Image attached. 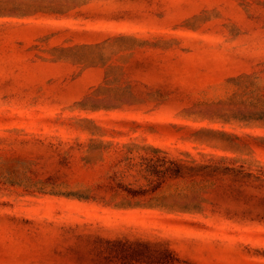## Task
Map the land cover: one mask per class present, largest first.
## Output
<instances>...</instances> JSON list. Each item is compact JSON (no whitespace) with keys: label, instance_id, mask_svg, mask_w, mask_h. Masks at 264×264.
Returning a JSON list of instances; mask_svg holds the SVG:
<instances>
[{"label":"rangeland","instance_id":"rangeland-1","mask_svg":"<svg viewBox=\"0 0 264 264\" xmlns=\"http://www.w3.org/2000/svg\"><path fill=\"white\" fill-rule=\"evenodd\" d=\"M87 4L126 15H0V264L72 263L76 225L264 264V225L216 213L200 170L264 166V0Z\"/></svg>","mask_w":264,"mask_h":264},{"label":"trees","instance_id":"trees-1","mask_svg":"<svg viewBox=\"0 0 264 264\" xmlns=\"http://www.w3.org/2000/svg\"><path fill=\"white\" fill-rule=\"evenodd\" d=\"M87 3L88 0H0V15L56 18L70 16L73 12L91 17L122 18L126 15L117 10H84L83 5ZM251 140L264 146V137L252 135ZM226 162L215 158L212 168H200L204 175L221 178L214 187V211L238 223L264 225V166L240 164L236 167ZM125 228L127 230L120 231L108 228L104 235L101 229L69 226L71 233L65 239L70 240V244L57 249L56 253H72L73 261L59 264H193L170 242L144 237L138 232V229L146 231L147 228Z\"/></svg>","mask_w":264,"mask_h":264}]
</instances>
